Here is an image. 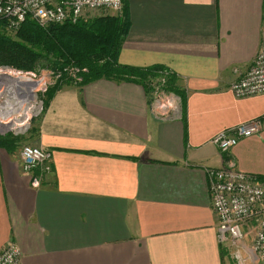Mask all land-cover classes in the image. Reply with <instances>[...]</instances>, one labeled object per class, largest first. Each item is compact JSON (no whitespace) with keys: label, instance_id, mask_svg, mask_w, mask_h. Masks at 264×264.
Listing matches in <instances>:
<instances>
[{"label":"crops","instance_id":"crops-1","mask_svg":"<svg viewBox=\"0 0 264 264\" xmlns=\"http://www.w3.org/2000/svg\"><path fill=\"white\" fill-rule=\"evenodd\" d=\"M124 2L120 64L165 68L175 92L158 100L107 79L62 86L17 149L0 147V252L18 245L23 264H235L218 240L207 171L264 178V95L230 91L264 41V0ZM253 119L260 133L230 152L212 144ZM24 144L50 152L51 173L22 170Z\"/></svg>","mask_w":264,"mask_h":264},{"label":"built area","instance_id":"built-area-1","mask_svg":"<svg viewBox=\"0 0 264 264\" xmlns=\"http://www.w3.org/2000/svg\"><path fill=\"white\" fill-rule=\"evenodd\" d=\"M123 10L124 0H0V20L7 22L9 31L17 30L27 18L47 27L76 23L89 13L119 14ZM69 73L76 77L79 70L71 68ZM159 79L164 85L165 79ZM230 91L239 100L264 95V41L253 65L241 79L232 83ZM153 92L158 100L167 93L157 85ZM173 98L167 103H174ZM262 127L260 119L238 124L217 133L212 144L228 153L241 139L259 134ZM20 156L25 173L52 172L51 154L43 148L24 145ZM207 176L212 209L218 219L220 245L225 247L235 264L264 262V178L238 171L233 166L208 169ZM33 186L39 187L40 181L35 180ZM249 225L255 227V233L248 246L246 229ZM0 264H23L20 247L14 243L4 247L0 252Z\"/></svg>","mask_w":264,"mask_h":264},{"label":"trees","instance_id":"trees-1","mask_svg":"<svg viewBox=\"0 0 264 264\" xmlns=\"http://www.w3.org/2000/svg\"><path fill=\"white\" fill-rule=\"evenodd\" d=\"M7 26L5 20H0V68L34 74L40 70L63 72L67 67L79 70L76 77L61 75L58 83L46 92L42 113L54 94L67 84L85 86L107 79L137 82L152 91L157 85L167 93L175 92V79L165 68L139 69L120 64L119 55L130 27L125 2L119 14L88 17L76 23L41 27L27 18L14 33ZM160 77L165 79L164 85ZM24 140L11 134L1 136L0 147L17 149Z\"/></svg>","mask_w":264,"mask_h":264},{"label":"rangeland","instance_id":"rangeland-1","mask_svg":"<svg viewBox=\"0 0 264 264\" xmlns=\"http://www.w3.org/2000/svg\"><path fill=\"white\" fill-rule=\"evenodd\" d=\"M111 14L113 15L116 13H102L101 15L106 16V15H111ZM87 15H89L88 17H95V16H99L100 14H97V13L90 14L89 13ZM88 17H86V18H88ZM16 31L17 30L11 31V32L14 33ZM4 68H7V67H4ZM4 68H0V70L5 71ZM71 68L67 67L63 70V72H61V71L53 72V71H49V70H40V72L38 74L35 73V75H34V73L32 75L31 73L20 72L21 77L23 79H26V80L31 79L32 83H34V85H31L29 83H23V84H26L25 88L27 90L29 88V91H32V93H30V100H29L30 105L32 106V110H30L31 112L29 115L25 116L24 112H23L24 108L16 111V108H14L12 106L9 107L8 109L10 111H8L5 114L6 117L0 116V137L1 136L4 137L8 134H11L13 136H21V137L25 138L27 135H29L31 128H33L37 124V122L39 121L40 115L42 114L41 111L44 108V100H45L46 92L49 89L53 88L58 83L57 81L60 79L57 77L58 75H62V76L66 75V74L70 75L69 69H71ZM14 71L16 72V70H14ZM10 77L13 78L14 75L12 74V76H10ZM70 77H71V75H70ZM8 80H11V79H7L6 80L7 82L4 83L3 80L0 79V108L6 106V101L8 99V97L6 96V93L3 94V90L5 89V87L7 89L8 86L12 88V85L15 82V81H8ZM14 85L16 86L17 83H15ZM22 86H24V85H22ZM19 88H20V86H19ZM22 88L24 89V87H22ZM2 117H4V118L2 119ZM16 120H23L22 122L27 123V125L25 127H23L21 130L8 129V127L13 125L16 122ZM246 232H247L246 233L247 237L252 239L254 237L255 227L253 225H249L246 229ZM261 263L263 264L264 262L252 263V264H261Z\"/></svg>","mask_w":264,"mask_h":264},{"label":"bare ground","instance_id":"bare-ground-1","mask_svg":"<svg viewBox=\"0 0 264 264\" xmlns=\"http://www.w3.org/2000/svg\"><path fill=\"white\" fill-rule=\"evenodd\" d=\"M12 74L14 75L13 78L10 77V76H12ZM0 79L3 80L4 83L7 82L6 81L7 79H11L8 81H15L14 84L17 83L16 86L13 84L12 88L8 86L7 89L5 87V89L3 90V94L6 93V96L8 97V99L6 101V106L0 108V116H5V114L8 111H10L8 108L11 106L16 108V111L24 108V110H23L24 115L25 116L29 115L31 112L30 110H32V106L30 105V102H29L30 93H32V91H29V88L27 90L25 88L26 84H23V83H29L31 85H34V83H32V80L28 79L30 81L29 82L28 80L23 79L21 77L20 72L17 73V71L15 72L12 70H5V71L0 70ZM22 85H24V86H22ZM19 86H20V88H19ZM22 87H24V89ZM3 118L4 117H2V119ZM22 121L23 120H16V122L13 125L9 126L8 129L21 130L23 127H25L27 125V123H23Z\"/></svg>","mask_w":264,"mask_h":264},{"label":"water","instance_id":"water-1","mask_svg":"<svg viewBox=\"0 0 264 264\" xmlns=\"http://www.w3.org/2000/svg\"><path fill=\"white\" fill-rule=\"evenodd\" d=\"M4 69H6V70H7V69H10V68H4ZM11 70H12V69H11Z\"/></svg>","mask_w":264,"mask_h":264}]
</instances>
